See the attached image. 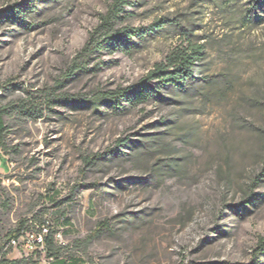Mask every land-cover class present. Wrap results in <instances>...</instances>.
<instances>
[{
  "label": "rangeland",
  "instance_id": "1",
  "mask_svg": "<svg viewBox=\"0 0 264 264\" xmlns=\"http://www.w3.org/2000/svg\"><path fill=\"white\" fill-rule=\"evenodd\" d=\"M112 1L0 15V264H51L9 246L26 220H49L58 250L87 264H264V23L230 22L221 0H129L117 27L168 24L129 51L81 54ZM182 27L205 44L198 82L115 109L112 93L180 45Z\"/></svg>",
  "mask_w": 264,
  "mask_h": 264
},
{
  "label": "trees",
  "instance_id": "2",
  "mask_svg": "<svg viewBox=\"0 0 264 264\" xmlns=\"http://www.w3.org/2000/svg\"><path fill=\"white\" fill-rule=\"evenodd\" d=\"M30 0L23 3H17L9 8L0 11L3 16H15L22 12L30 11ZM129 3V0H113L110 4L108 12L103 16L102 22L91 31L89 38L81 49L80 53L89 55L96 52L106 50H115L120 48L129 51L139 46L138 42L144 40L147 36H151L160 32L168 24V20L159 19L147 27H117V23L122 18L124 6ZM220 3L223 9L229 11L228 7L236 8L230 14V22L240 23L242 26H258L264 23V0H221ZM185 27L181 29L184 41L174 47L165 57L163 61L157 62L153 69L143 77L139 82L118 89L112 93L111 103L115 109L124 108L126 104L136 105L146 102L150 99L165 101L164 94L171 92H186L194 86L199 77L201 62L205 56V44L197 42L191 38V33ZM0 149L4 148L2 139L6 128L3 115L0 113ZM251 202V201H250ZM27 221V220H26ZM22 221L17 229L11 233V238L19 235L20 231L28 228L25 227V222ZM49 224L50 221H49ZM97 232L100 233L102 226L97 227ZM55 230L46 239V255L53 257L51 262L55 264L67 263L64 257L82 258L78 255L62 254L61 245H57L54 239ZM10 238V239H11ZM9 239V240H10ZM57 246V247H56ZM264 252V236L258 240V245L255 249V254ZM253 264H258L255 258ZM24 259L10 260L4 258L1 264H24Z\"/></svg>",
  "mask_w": 264,
  "mask_h": 264
},
{
  "label": "built area",
  "instance_id": "3",
  "mask_svg": "<svg viewBox=\"0 0 264 264\" xmlns=\"http://www.w3.org/2000/svg\"><path fill=\"white\" fill-rule=\"evenodd\" d=\"M52 227L49 224V220L42 223H36L31 228H25L20 231L19 235L12 237L9 240V246L29 254H36L46 258L50 263L53 261V257H47L46 255V239L51 233ZM62 230L54 232V239L58 244H65L64 239H61Z\"/></svg>",
  "mask_w": 264,
  "mask_h": 264
},
{
  "label": "crops",
  "instance_id": "4",
  "mask_svg": "<svg viewBox=\"0 0 264 264\" xmlns=\"http://www.w3.org/2000/svg\"><path fill=\"white\" fill-rule=\"evenodd\" d=\"M1 122V120H0ZM5 166H6V160L5 159H2L0 157V172H2L4 169H5ZM64 260L67 262H63V264H87V262L85 261V259L82 257V258H71V259H68L67 257H64ZM52 264H55L52 263Z\"/></svg>",
  "mask_w": 264,
  "mask_h": 264
},
{
  "label": "bare ground",
  "instance_id": "5",
  "mask_svg": "<svg viewBox=\"0 0 264 264\" xmlns=\"http://www.w3.org/2000/svg\"><path fill=\"white\" fill-rule=\"evenodd\" d=\"M61 239H64V238L62 237V234H61Z\"/></svg>",
  "mask_w": 264,
  "mask_h": 264
}]
</instances>
